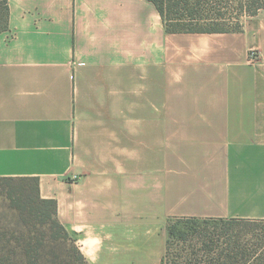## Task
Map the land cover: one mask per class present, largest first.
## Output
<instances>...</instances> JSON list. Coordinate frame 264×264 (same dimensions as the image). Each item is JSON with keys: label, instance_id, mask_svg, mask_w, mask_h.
<instances>
[{"label": "crops", "instance_id": "obj_1", "mask_svg": "<svg viewBox=\"0 0 264 264\" xmlns=\"http://www.w3.org/2000/svg\"><path fill=\"white\" fill-rule=\"evenodd\" d=\"M9 8L0 176L39 177L90 264H161L172 217L264 219V9L170 32L150 0Z\"/></svg>", "mask_w": 264, "mask_h": 264}, {"label": "trees", "instance_id": "obj_2", "mask_svg": "<svg viewBox=\"0 0 264 264\" xmlns=\"http://www.w3.org/2000/svg\"><path fill=\"white\" fill-rule=\"evenodd\" d=\"M170 32L242 29V18L264 9V0H150ZM9 0H0V33L9 27ZM0 264H90L58 218V202L44 198L37 176H0ZM235 221L172 217L161 264H264V231L241 229ZM68 252H67V251Z\"/></svg>", "mask_w": 264, "mask_h": 264}, {"label": "rangeland", "instance_id": "obj_3", "mask_svg": "<svg viewBox=\"0 0 264 264\" xmlns=\"http://www.w3.org/2000/svg\"><path fill=\"white\" fill-rule=\"evenodd\" d=\"M249 17H243L242 18V23L247 20ZM2 205V201L0 199V206ZM236 227H240L241 229H247L248 231L250 230H255V231H264V221H258V222H247V221H235L233 223ZM67 251V250H66ZM68 252V251H67ZM66 261H72L74 262V260L76 259V256L73 254V252L70 253V255L68 256H64V258ZM63 259H58L59 263L63 260ZM58 263V264H59Z\"/></svg>", "mask_w": 264, "mask_h": 264}, {"label": "built area", "instance_id": "obj_4", "mask_svg": "<svg viewBox=\"0 0 264 264\" xmlns=\"http://www.w3.org/2000/svg\"><path fill=\"white\" fill-rule=\"evenodd\" d=\"M250 55L252 59H256L258 57V53L256 52V50H253Z\"/></svg>", "mask_w": 264, "mask_h": 264}]
</instances>
